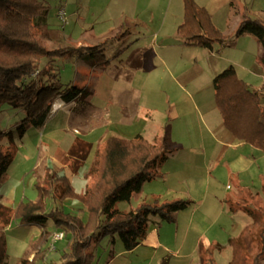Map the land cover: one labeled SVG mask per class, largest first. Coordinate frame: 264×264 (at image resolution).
<instances>
[{
	"label": "crops",
	"instance_id": "0c3cea01",
	"mask_svg": "<svg viewBox=\"0 0 264 264\" xmlns=\"http://www.w3.org/2000/svg\"><path fill=\"white\" fill-rule=\"evenodd\" d=\"M228 4L236 6L237 1L211 0L201 6L213 17L221 7ZM260 6L261 2H258L254 13L264 19V7ZM244 7L246 13L247 8ZM244 13L237 22L242 20ZM133 19L135 22L131 25L137 26V17ZM86 30H93V27H85L82 33H78L77 40L86 36ZM117 32L119 33L112 38L121 42L122 47L113 53L105 67L93 66L92 61L85 56L63 57L72 59L77 71V78L68 83L84 89L86 94L70 102L55 99L43 125L39 128L28 126L24 134L18 136L17 146L22 160L31 162L33 153L36 152L35 163L32 166L30 164L29 168L24 165L22 175L31 172L36 184L42 183L49 172H55L64 175L74 190L80 193L84 189L86 174L97 144L108 136L128 139L124 133L129 131L135 122L142 123V131L136 135H141L149 141L163 137L171 152L158 168L160 175L156 179L160 182L157 185L145 191L149 188L145 187L146 183L155 179L145 181L140 191L134 193L127 201L128 207L119 209L118 204L115 207L120 211H129L142 202H151L154 199H187L191 203L177 211L170 222L157 215L150 216L139 245L127 251H139L140 259L150 261V264H159L162 259H166L169 264L191 263L197 257L201 260V248L215 243L223 247V252L225 247H229L228 240L236 238L244 231V224L238 225L246 216H256V212H259L261 220L264 217V152L235 139L223 126L221 116L212 104L207 102V107L200 112L196 102L191 99L190 102L187 96L179 98L180 92L171 96L176 87L178 90L183 87L176 70H171L166 60L160 56L154 66L152 56L156 53H151L150 50L141 52L130 48L129 44L134 41L135 35L130 27L121 25ZM72 34L64 35L66 44L74 45ZM120 36L122 37L119 38ZM123 38L128 40L123 43ZM235 40L223 49L234 45ZM104 41L94 44L81 43L78 46H92ZM179 44L183 45L181 40ZM214 49H217L216 44L212 50H207L212 53ZM117 52L119 53L116 54ZM261 53L258 50L253 61L264 70L260 60ZM248 64L249 62L242 63L241 66L246 65L247 68ZM140 73H147L141 80V88L146 86L151 91L156 87L158 92L170 94L159 97L160 103H165L166 107L157 123L156 118L150 114L154 109L149 112L138 109L137 96H141V90L135 89L132 82ZM170 80L176 82H169ZM248 85L251 89L259 90L264 86V81L259 87H253L251 83ZM152 96L154 98L156 92H152ZM141 107L147 108L145 104ZM59 113L61 123L57 125ZM49 120L53 121L52 128L48 127ZM113 121L115 129L111 127ZM29 132L35 136L33 144L25 141ZM11 137L10 141L14 145L12 134ZM10 141L5 144L8 145ZM8 169L0 182L9 176ZM11 196L7 189L3 191L0 186V205L11 208L14 203ZM236 197H239L243 205L234 203ZM244 206L252 210V215L242 209ZM24 225L28 226L33 234L46 230L41 226L37 228L38 225L34 224ZM113 242H116V238ZM214 255L217 261V254ZM22 258L23 255L19 262ZM6 259L7 254L5 263ZM28 259L27 257L26 260ZM108 262L110 263L111 259ZM263 262L264 259L262 264Z\"/></svg>",
	"mask_w": 264,
	"mask_h": 264
},
{
	"label": "trees",
	"instance_id": "16d2710c",
	"mask_svg": "<svg viewBox=\"0 0 264 264\" xmlns=\"http://www.w3.org/2000/svg\"><path fill=\"white\" fill-rule=\"evenodd\" d=\"M182 4L183 18L177 27V34L183 45L212 50L215 44L223 48L236 38L249 34L262 48L260 60L264 65V19L244 13L235 31L227 35L215 27L203 6L194 0H182ZM47 12L45 0H0V109L3 104H9L24 111V117L16 123L19 136L28 126L39 128L43 125L55 99L70 102L86 94L84 89L74 84L59 81L54 67L57 59L85 56L97 68L109 63L104 53L113 41L108 39L92 46L47 48L40 32ZM212 84L215 107L223 126L235 139L264 152V86L259 90L251 89L237 76L232 65L216 74ZM6 137L10 141L11 132L0 130V180L13 160V144L10 141L5 145L3 140ZM170 152L166 146L156 145L141 135L129 140L106 137L94 153L96 159H101L100 168L95 165L92 171L96 182L90 185L88 180L80 193L75 192L64 175L49 172L47 180L35 184V201H20L15 208L0 205V264L5 263L6 227L12 218L20 224L41 227L50 218L55 229L63 228L68 243L59 264H93L94 249L104 239L113 242L115 235L121 240L124 250H132L139 245L150 216L157 215L170 222L177 211L191 203L187 199H154L142 202L129 211H120L115 207L117 202L129 201L145 181L159 177L158 168ZM89 175L87 173L88 178ZM67 198L80 201L87 212L86 221L59 207V203ZM46 199L52 204L50 210L46 208ZM242 209L252 215V210L246 206ZM263 232L264 227L261 231L262 246L248 264H262ZM241 235L230 238L229 245ZM50 236V232L44 230L37 242L31 245V250L37 249L33 259L39 253L38 246ZM222 248L218 243L201 248L202 264H218L214 254ZM231 260L232 257L228 264ZM166 263V259H162L159 264ZM20 264H27V260L23 259Z\"/></svg>",
	"mask_w": 264,
	"mask_h": 264
},
{
	"label": "rangeland",
	"instance_id": "374dc122",
	"mask_svg": "<svg viewBox=\"0 0 264 264\" xmlns=\"http://www.w3.org/2000/svg\"><path fill=\"white\" fill-rule=\"evenodd\" d=\"M194 1L201 5L211 0ZM236 1V6L228 4L221 7L213 17L210 15L212 23L223 34L230 35L235 31L239 24L237 21L241 19L244 13V6L247 8L246 14L249 13L248 15L250 17L262 18L254 12L258 8V2H261L260 7H264V0ZM45 2L48 5V12L44 19L45 22L41 23L40 32L43 43L47 48L71 45L66 44L64 40L67 39H63L65 38L64 35L69 33H73L71 37L74 39L72 41L74 45L71 46H78V44L81 43L94 44L108 39L113 42L108 45V49L104 54L105 58L110 59L113 57V53L122 47V43L116 41V39L112 37H115L117 33H119L117 32L119 26L123 25L125 28L130 27L131 31L135 32V35L133 36L134 41L131 40L133 42L129 44V47L141 52L142 50L143 52L150 50L151 53H156V55L154 54V56H152V63L154 66L158 63V57H163L171 70L175 69L179 74V80L183 85L181 90H178L176 87V90L171 93V96L180 92L179 98L187 96V100L190 101L191 99L194 103H197L200 112H203L202 110L207 107V102L215 106L213 101L212 80L216 74L229 65H233L239 78L243 79L247 84L251 83L253 87H259L264 81V70L258 67L253 61L254 56L257 55V51L259 50V53H261L262 48L257 40L249 34L236 38L234 45H230L224 49L216 45L217 49H214L212 53L203 47L179 44L180 38L177 34V27L182 22L183 18L182 0H45ZM61 8H63L66 13V24H63L58 18V10ZM238 9L240 12H238ZM208 13L210 12L208 11ZM133 17H137V26L134 24L131 25L134 21ZM89 26H92L93 30H86V36H82L80 40H77L78 33H82L83 29ZM124 35L125 33L122 36ZM126 40H128V38H123L122 42L124 43ZM246 62H249L247 68L246 65L242 67V63ZM54 65L55 72H58L59 81L61 83L65 84L77 78L76 67L72 59L59 58L55 61ZM146 74L147 73H140V75H137L132 85H134L135 89L139 88L141 90V96H137L139 111L144 110V112H149L154 109L150 114L152 117L156 118L157 123V119L163 115L164 112L162 111L166 107L165 103H160L159 97L161 98V96L170 94L158 92L156 87L152 88L151 91L147 89L146 86L141 88V80ZM169 82L176 81L170 80ZM152 92H156L154 98ZM143 104L147 107L146 109L141 107ZM24 115L25 113L23 110L15 109L9 104H3L0 109V130L11 132L15 141L12 146L13 160L8 169L9 176L0 182L3 191L7 189L8 193H11L13 196L14 203L11 208H15L20 201L27 202L37 199V190L35 188L32 173L28 172L22 175L24 165L29 168L30 164L32 166L35 163L36 152L33 153V160L27 163L22 160L17 146L19 143V135L17 133L16 123H18ZM60 115L61 113L57 114V125L61 123V120H59ZM194 117H196V115H194ZM50 120L48 127L52 128L53 121ZM141 124L142 123L135 122L133 127L124 133L126 137H129L127 140L134 138L139 131H142ZM111 127L115 129V121H113V126ZM39 133L40 131H38V134ZM28 136L29 137H27L25 141H30L31 144H33L32 142H34L35 136L31 134V132H29ZM6 142H8V137L3 140L4 144ZM151 142H154L156 145H164L167 147L163 137H159L157 140H152ZM100 163L101 159H96V157L93 156V160L87 172L90 174V178H88L86 174V183L88 180L90 185L96 182L94 180V172L92 173V171L95 165H99L100 168ZM44 180H47V177ZM159 182L158 179H155V181L146 183L145 187L149 188L145 189V191L153 188V186L157 185ZM75 192L77 191L75 190ZM238 198L239 197H236L233 200L234 203L238 206L243 205V202ZM133 201L134 199L132 203ZM45 203L47 210H50L52 208L50 200L46 199ZM252 203L257 205L256 202ZM117 204L119 209H125L124 207H128L129 205L127 201L117 202L115 205L117 206ZM59 207L67 213L79 216L84 221L87 219V212H85L83 205L78 199L67 198L62 204L59 203ZM255 215L256 216H254V214L252 216H246L245 220L239 223L238 226L243 224L245 226L240 238L230 244L229 247H225L224 249L226 250L223 252H221V250L215 251L219 264H227L230 257H232L231 264H248L251 257L259 252L262 246L261 231L264 227V217L261 220L259 212H256ZM38 227L39 226H37V228ZM43 227L47 232H50V234L61 230L64 234L63 228H54L50 218ZM37 230L39 231V229ZM31 231L32 230L28 226L20 224L14 218L10 220L6 228L7 259L5 264H20L21 261L19 262V260L22 255V260L27 259V257L29 258L27 264H59L61 261V254L67 249L68 236L64 234V237L56 242H52L50 236L48 240H45L38 246L40 248L39 253L35 259H33L37 249L31 250V245L37 242L41 232L39 231L38 234H33ZM115 238L116 242L104 239L99 243L96 249H94L95 260L93 264H150V261L145 262L140 259L139 251L129 252L124 250L119 237L115 235ZM110 259L111 262L109 263L108 261ZM166 264L169 263L167 262ZM183 264H202V261L197 257L191 263Z\"/></svg>",
	"mask_w": 264,
	"mask_h": 264
},
{
	"label": "built area",
	"instance_id": "2783aa9c",
	"mask_svg": "<svg viewBox=\"0 0 264 264\" xmlns=\"http://www.w3.org/2000/svg\"><path fill=\"white\" fill-rule=\"evenodd\" d=\"M58 18L60 19V21L63 24L67 23L66 13H65V10L63 8L58 10ZM63 237H64V234H63L62 231H57V232H54V233L51 234L52 242H56L58 240H61Z\"/></svg>",
	"mask_w": 264,
	"mask_h": 264
}]
</instances>
